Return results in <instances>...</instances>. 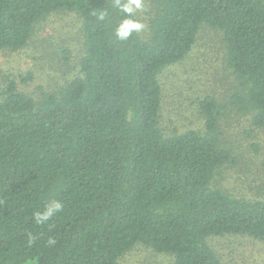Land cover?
Returning a JSON list of instances; mask_svg holds the SVG:
<instances>
[{
	"label": "trees",
	"instance_id": "1",
	"mask_svg": "<svg viewBox=\"0 0 264 264\" xmlns=\"http://www.w3.org/2000/svg\"><path fill=\"white\" fill-rule=\"evenodd\" d=\"M150 3L145 37L120 40L121 22L136 18L115 0H0V50H22L62 11L84 38L77 75L56 92L34 99L11 81L0 98V264H120L135 245L173 264H224L210 239L264 242V199L212 185L236 164L220 121L236 112L264 132V0ZM202 27L221 34L239 90L198 100L201 130L165 134L159 75ZM53 200L62 210L37 224Z\"/></svg>",
	"mask_w": 264,
	"mask_h": 264
},
{
	"label": "rangeland",
	"instance_id": "2",
	"mask_svg": "<svg viewBox=\"0 0 264 264\" xmlns=\"http://www.w3.org/2000/svg\"><path fill=\"white\" fill-rule=\"evenodd\" d=\"M151 0H142V9L134 12L146 35ZM81 21L76 14L52 13L34 28L27 45L18 52L0 50V98L8 82L34 99L42 93H54L77 75L78 62L84 50ZM32 75L25 84L20 77ZM163 104L159 126L165 134L201 130L198 100L206 94L224 103L239 90L224 61L221 34L202 27L196 42L180 63L159 75ZM222 139L233 151L236 164L219 171L213 187L234 196L264 199V132L251 125L249 117L228 113L221 121ZM212 250L224 264H264V242L245 236H223L209 240ZM120 264H173L167 254L135 245Z\"/></svg>",
	"mask_w": 264,
	"mask_h": 264
},
{
	"label": "clouds",
	"instance_id": "3",
	"mask_svg": "<svg viewBox=\"0 0 264 264\" xmlns=\"http://www.w3.org/2000/svg\"><path fill=\"white\" fill-rule=\"evenodd\" d=\"M115 5L119 7L126 16H131L135 11L142 9V0H124V2H122V0H115ZM100 19H104L103 14L100 15ZM143 28L144 25L142 23L131 19H125L116 29L115 34L118 39L127 40L133 32H139ZM62 208L63 205L59 201L53 200L42 213H36V223L43 224L49 221L57 212L61 211ZM29 243H32V239L29 240Z\"/></svg>",
	"mask_w": 264,
	"mask_h": 264
}]
</instances>
